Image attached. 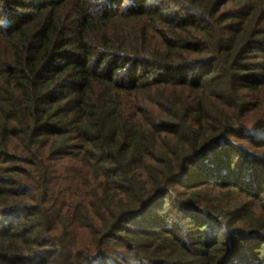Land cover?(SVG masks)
Masks as SVG:
<instances>
[{
    "label": "trees",
    "instance_id": "16d2710c",
    "mask_svg": "<svg viewBox=\"0 0 264 264\" xmlns=\"http://www.w3.org/2000/svg\"><path fill=\"white\" fill-rule=\"evenodd\" d=\"M0 264H264V0H0Z\"/></svg>",
    "mask_w": 264,
    "mask_h": 264
}]
</instances>
